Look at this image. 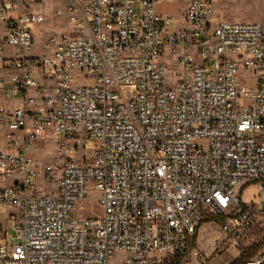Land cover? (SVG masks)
I'll return each instance as SVG.
<instances>
[{"label":"built area","instance_id":"obj_1","mask_svg":"<svg viewBox=\"0 0 264 264\" xmlns=\"http://www.w3.org/2000/svg\"><path fill=\"white\" fill-rule=\"evenodd\" d=\"M218 5L0 0V264H179L206 222L221 264H264V212L241 198L264 190V24ZM47 6L70 30L38 45ZM45 140L55 166L30 155Z\"/></svg>","mask_w":264,"mask_h":264},{"label":"rangeland","instance_id":"obj_2","mask_svg":"<svg viewBox=\"0 0 264 264\" xmlns=\"http://www.w3.org/2000/svg\"><path fill=\"white\" fill-rule=\"evenodd\" d=\"M178 3V1H177ZM42 8V7H41ZM160 12L164 13L175 12L177 9L175 6L164 7L161 5ZM43 12L46 14L47 22L36 29V41L40 45L43 37L51 35H68L70 26L66 19H55L53 18L51 6L43 7ZM175 18L177 15L173 14ZM217 17L222 21L229 22H254L264 24V0H219V5L216 10ZM43 55V49L36 47L30 54V57ZM10 97V94L8 95ZM57 152L55 140H45L37 142L34 147L30 150V155L40 165H52L55 166V154ZM58 179V173L47 176L46 180L39 181L37 184V190H48L53 191L55 184ZM99 195L93 193L91 199L94 200ZM241 198L244 204L254 205L259 211L264 212L262 204L264 203V190L261 191L256 185H249L243 188L241 192ZM95 209V214L100 215L101 210L98 206L92 203L87 204L88 213ZM9 211L0 209V223H3L7 228H13L15 223L6 221L5 212ZM262 226V225H261ZM11 235L16 237L13 231H9ZM262 230L260 227L256 230L253 237H257L259 240L262 238ZM252 237V238H253ZM225 234L221 232L220 225L217 222H206L198 235L197 242L191 245L188 252L180 259L179 264H199L200 258L203 256L211 259L213 264H221L222 262L229 261L231 256H235L232 247L225 251V253L219 255L217 245L225 240ZM246 245L248 243H245ZM216 253V254H215ZM127 255L125 253L115 254L112 259L113 261L125 260Z\"/></svg>","mask_w":264,"mask_h":264},{"label":"trees","instance_id":"obj_3","mask_svg":"<svg viewBox=\"0 0 264 264\" xmlns=\"http://www.w3.org/2000/svg\"><path fill=\"white\" fill-rule=\"evenodd\" d=\"M257 253H258V248H253L250 251H248L247 253H245V255H243V259H251V258L255 257ZM179 261H180V259H178L176 262L179 263Z\"/></svg>","mask_w":264,"mask_h":264},{"label":"crops","instance_id":"obj_4","mask_svg":"<svg viewBox=\"0 0 264 264\" xmlns=\"http://www.w3.org/2000/svg\"><path fill=\"white\" fill-rule=\"evenodd\" d=\"M177 10H175V12H170V13H168V12H166V13H164V14H170V15H173V14H175V15H177ZM2 210H4V211H6V210H8V209H2ZM202 229V228H201ZM201 229H200V231H201ZM200 231H199V233H200ZM199 235V234H198Z\"/></svg>","mask_w":264,"mask_h":264}]
</instances>
